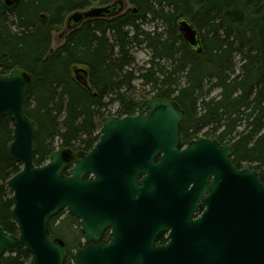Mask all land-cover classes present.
I'll use <instances>...</instances> for the list:
<instances>
[{
	"label": "trees",
	"instance_id": "16d2710c",
	"mask_svg": "<svg viewBox=\"0 0 264 264\" xmlns=\"http://www.w3.org/2000/svg\"><path fill=\"white\" fill-rule=\"evenodd\" d=\"M112 1L0 0V74L21 68L32 80L23 107L38 126L34 164H46L57 141L68 152L92 150L101 137L98 121L113 102L115 116L122 118L145 114L151 102L166 100L184 113V144L206 138L231 146L232 164L256 172L264 183V0H128L131 8L122 14L87 20L52 49L53 33L69 15ZM181 19L198 30L201 55L185 43ZM149 23L153 30L145 28ZM139 48L151 56L136 70ZM79 69L85 72L76 73ZM138 79L151 88L140 99L132 95ZM12 136V121L4 117L0 226L17 237L7 182L22 166L8 154ZM57 219L50 220L49 231L65 242V264H73L70 246L82 245L78 220ZM31 259L24 248L2 257L3 264Z\"/></svg>",
	"mask_w": 264,
	"mask_h": 264
},
{
	"label": "water",
	"instance_id": "95a60500",
	"mask_svg": "<svg viewBox=\"0 0 264 264\" xmlns=\"http://www.w3.org/2000/svg\"><path fill=\"white\" fill-rule=\"evenodd\" d=\"M126 8L116 0L76 11L67 32ZM178 27L201 55L198 30L187 19ZM31 82L21 68L0 74V120L9 117L13 125L8 154L22 166L7 182L19 236L0 226V264L22 248L30 264H65L66 244L49 231L50 220L65 210L80 219L86 235L73 264H264V183L254 171L235 169L231 146L202 138L184 147L183 111L173 101L155 100L146 114L106 117L100 140L72 167L65 149L36 166L38 126L23 107ZM109 227L111 242L100 244ZM168 230L171 241L155 247V237Z\"/></svg>",
	"mask_w": 264,
	"mask_h": 264
},
{
	"label": "rangeland",
	"instance_id": "374dc122",
	"mask_svg": "<svg viewBox=\"0 0 264 264\" xmlns=\"http://www.w3.org/2000/svg\"><path fill=\"white\" fill-rule=\"evenodd\" d=\"M114 1H116V0H113L111 3H113ZM122 1H124L125 8L127 7L126 9L131 8V5L129 4L128 0H122ZM5 2L8 3V0H5ZM67 19H68V17L65 19L63 25L57 31H55L53 33V39H52V45H51L53 50L56 49L57 47H59L65 40V36L67 33ZM153 27H154V25L151 23H149L148 25L145 26V28L148 30H153ZM135 56H136L135 69L139 70L140 68L146 67L147 61L149 60L151 54H150V51L148 49L139 48L136 50ZM150 91H151V88L149 86L145 85L142 82V80L138 79L133 84L132 95H133V97L140 99V98L146 96ZM215 93H217V92H215ZM111 98H115V97L113 96ZM111 98H109V99H111ZM117 109H118V103L113 102V104L110 105L107 109V117L115 116ZM98 124H99V131L101 133V127L103 125V120H99ZM55 149L56 150L60 149L58 141L55 144ZM69 153H70V156L72 158V161H71V167H72L74 165L75 161L79 159V157H78L79 154L72 153L71 151H69ZM66 174H68V173L66 172ZM7 188H8V186H7ZM8 190L10 192H12L9 188H8ZM67 215H68V212H65V215H63L62 217L57 219V221L59 223H60V221L62 222L63 219L67 218ZM81 241H83L82 238H81ZM77 248H78L77 246H70V250L73 252L74 258H75V251L77 250Z\"/></svg>",
	"mask_w": 264,
	"mask_h": 264
},
{
	"label": "flooded vegetation",
	"instance_id": "af4514ba",
	"mask_svg": "<svg viewBox=\"0 0 264 264\" xmlns=\"http://www.w3.org/2000/svg\"><path fill=\"white\" fill-rule=\"evenodd\" d=\"M200 139H202V138H200ZM196 140H199V139H196ZM196 140H193V141H196ZM193 141L189 142L188 144L192 143ZM182 144H183L184 147H186V146L188 145V144H184L183 142H182ZM220 144H221V143H220ZM221 145H222V144H221ZM223 146H225V145H223ZM159 160H160V157L157 158L156 163H158ZM233 166H234V165H233ZM234 167H235V166H234ZM235 169H237V168L235 167ZM237 170H241V169H237ZM143 177H144V175H141V176L139 177V180H141ZM65 212H68V211H67V210L62 211L59 215H57V216H55V217H57V218L59 219L60 217H62L63 215H65ZM202 212H203V210L200 211V212H198V214L195 215L194 220H196L197 217H199V216L201 215ZM68 215H71V214L68 212ZM68 215H67V216H68ZM71 216H73V215H71ZM73 217H74V216H73ZM74 218H76V217H74ZM76 219L78 220V223H79V226H80V230H81V233H82V240H83V241H81V243H82L81 247L78 248V249H80V248H84V247L86 246V235H85V233H83V231H82V227H81V221H80V219H78V218H76ZM57 222H58V221H57ZM60 222H61V221H60ZM58 223H59V222H58ZM112 232H113L112 227L107 228V229L103 232L102 237H101L99 243H100V244H109V243L111 242V240H112ZM170 234H171V230L160 232V233L155 237V239H154V246L157 247V248H160V247H163V246L167 245V244L171 241V239H170ZM66 247H67V246H66ZM78 249H77V250H78ZM77 250H76V251H77ZM76 251H75V252H76ZM67 253H68V248H67ZM67 255H68V254H67Z\"/></svg>",
	"mask_w": 264,
	"mask_h": 264
}]
</instances>
